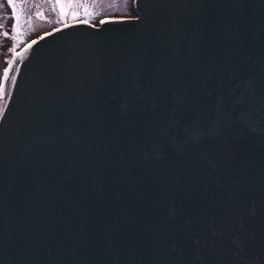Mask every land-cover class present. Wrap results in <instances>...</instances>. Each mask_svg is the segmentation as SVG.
<instances>
[{
	"label": "water",
	"instance_id": "1",
	"mask_svg": "<svg viewBox=\"0 0 264 264\" xmlns=\"http://www.w3.org/2000/svg\"><path fill=\"white\" fill-rule=\"evenodd\" d=\"M133 8L13 54L0 264H264V0Z\"/></svg>",
	"mask_w": 264,
	"mask_h": 264
},
{
	"label": "rangeland",
	"instance_id": "2",
	"mask_svg": "<svg viewBox=\"0 0 264 264\" xmlns=\"http://www.w3.org/2000/svg\"><path fill=\"white\" fill-rule=\"evenodd\" d=\"M11 5L15 7L10 6L9 0H0V82L4 86V69L11 65L8 73L11 77L14 66L15 52L11 50L14 32V48L18 50L40 32L78 18L97 24L103 17L135 15L133 0H11ZM4 99L0 100V107Z\"/></svg>",
	"mask_w": 264,
	"mask_h": 264
},
{
	"label": "snow or ice",
	"instance_id": "3",
	"mask_svg": "<svg viewBox=\"0 0 264 264\" xmlns=\"http://www.w3.org/2000/svg\"><path fill=\"white\" fill-rule=\"evenodd\" d=\"M9 3H10V6L15 7V5H11V0H9ZM101 23H104V21H101ZM5 35H7V33H5ZM32 43H35V41H32ZM28 47H31V45H28ZM10 67H11V65H9V68ZM9 68L4 69L3 80L4 81H10V83H15L16 77L15 76L9 77V75H8ZM7 95H10V93L5 90L4 84L2 82H0V100H3ZM4 107H7L6 102L4 103L3 107H0V112L3 111Z\"/></svg>",
	"mask_w": 264,
	"mask_h": 264
},
{
	"label": "trees",
	"instance_id": "4",
	"mask_svg": "<svg viewBox=\"0 0 264 264\" xmlns=\"http://www.w3.org/2000/svg\"><path fill=\"white\" fill-rule=\"evenodd\" d=\"M14 34H15V39H16V32H14Z\"/></svg>",
	"mask_w": 264,
	"mask_h": 264
}]
</instances>
